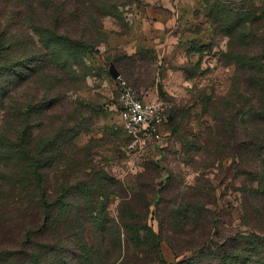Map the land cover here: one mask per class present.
<instances>
[{
    "label": "rangeland",
    "instance_id": "rangeland-1",
    "mask_svg": "<svg viewBox=\"0 0 264 264\" xmlns=\"http://www.w3.org/2000/svg\"><path fill=\"white\" fill-rule=\"evenodd\" d=\"M15 4L0 0V18H10ZM230 21L242 27L245 38L224 26ZM101 23L99 32L86 37L89 45L79 67L60 73L55 65L62 56L43 50L44 57L28 62L35 66L24 72L28 81L13 92L17 107H43L39 115L32 114V126L42 123L47 132L73 133L62 147L66 164L61 173L71 175L75 167L100 169L135 194L132 208L148 210L144 222L161 237L155 264L196 259L197 251L182 246L187 240L179 235L181 224L169 213L194 188L209 196L222 229L250 233L242 218L245 168L222 119L235 116L239 138L256 126L252 114L238 113L243 99L253 110L257 103L238 73L237 58L264 51V0H119L115 13L103 16ZM29 34L41 47L34 31ZM112 70L146 101L161 103L172 121L161 142L127 138L115 110L118 82ZM48 88L52 91L45 95ZM32 132L39 133L35 127ZM108 198L103 200L105 215L117 221L121 200ZM84 236L94 244L93 225ZM172 241L179 245L177 251L170 247ZM122 259L105 264H122ZM206 263L198 258L192 264Z\"/></svg>",
    "mask_w": 264,
    "mask_h": 264
},
{
    "label": "trees",
    "instance_id": "trees-1",
    "mask_svg": "<svg viewBox=\"0 0 264 264\" xmlns=\"http://www.w3.org/2000/svg\"><path fill=\"white\" fill-rule=\"evenodd\" d=\"M96 1L16 0V12L0 18V264H105L120 257L122 264L159 260L161 237L144 222L148 210L132 208L135 194L129 195L121 181L100 169L90 173L89 168L75 171V167L71 175H63L62 147L72 141L73 133L47 132L42 123L32 126V114L39 115L43 107L40 103L17 107L13 97L30 78L24 72L34 70L28 62L47 52L62 56L55 65L60 73L79 67L89 45L84 43L86 37L103 28L102 17L115 13L119 2ZM224 26L246 37L238 24L230 21ZM31 30L42 48L29 36ZM237 59L238 73L257 103L253 110L243 99L238 113L252 114L256 126L239 138L235 116H225L222 124L245 168L242 218L250 233L222 229L221 215L209 208V196L194 188L192 196L179 199L169 211L181 224L179 235L187 240L182 246L198 252L187 264L198 258L206 264H264V51L240 54ZM48 104L53 107L56 101ZM171 123L167 122L168 131ZM111 195L121 200L117 221L105 215L103 200ZM88 225L94 226L93 245L84 236ZM170 247L177 251L179 245L172 241Z\"/></svg>",
    "mask_w": 264,
    "mask_h": 264
},
{
    "label": "built area",
    "instance_id": "built-area-1",
    "mask_svg": "<svg viewBox=\"0 0 264 264\" xmlns=\"http://www.w3.org/2000/svg\"><path fill=\"white\" fill-rule=\"evenodd\" d=\"M115 110L121 120L125 134L135 142L154 140L161 142L165 137L164 127L168 119L161 103L146 101L120 77Z\"/></svg>",
    "mask_w": 264,
    "mask_h": 264
},
{
    "label": "water",
    "instance_id": "water-1",
    "mask_svg": "<svg viewBox=\"0 0 264 264\" xmlns=\"http://www.w3.org/2000/svg\"><path fill=\"white\" fill-rule=\"evenodd\" d=\"M112 75L114 76L115 79H118L120 76L116 70H112Z\"/></svg>",
    "mask_w": 264,
    "mask_h": 264
}]
</instances>
